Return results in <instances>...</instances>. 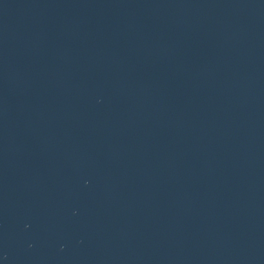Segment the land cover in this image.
<instances>
[{
  "label": "water",
  "instance_id": "95a60500",
  "mask_svg": "<svg viewBox=\"0 0 264 264\" xmlns=\"http://www.w3.org/2000/svg\"><path fill=\"white\" fill-rule=\"evenodd\" d=\"M0 264H264V0H0Z\"/></svg>",
  "mask_w": 264,
  "mask_h": 264
}]
</instances>
